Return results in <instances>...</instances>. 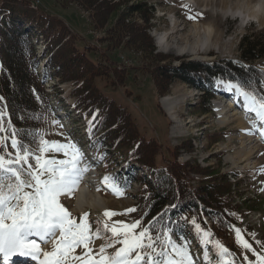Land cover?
Listing matches in <instances>:
<instances>
[{
  "label": "trees",
  "instance_id": "1",
  "mask_svg": "<svg viewBox=\"0 0 264 264\" xmlns=\"http://www.w3.org/2000/svg\"><path fill=\"white\" fill-rule=\"evenodd\" d=\"M56 2L62 8L74 5L86 14L92 31L100 35L99 47H80V36L63 20L35 9L29 0H0V113L6 112L0 118L6 129L2 135L10 136L15 129L20 133L17 139L33 147L41 136L51 141L48 122L55 111L38 72L36 52L41 50L57 86H68L71 110L88 125V149L106 170L120 167L115 179L125 195L136 201L133 205L141 226L150 228L153 235L170 229L174 242L187 245L189 252L191 247L199 249L203 264H253L242 258L232 240L242 217L236 185L226 174L201 168L194 160L178 162L181 151L194 152L190 140L167 148L164 156L163 144L145 135L124 107L100 91L96 81L112 88L124 86L127 69L108 58L123 48L139 57V69L152 80L157 98L165 96L176 81L199 90L206 103L210 88L226 83L241 84L264 96L262 46L245 36L237 60H180L156 52L149 34L154 9L147 2ZM91 53L99 58L92 60ZM134 184L137 189L130 192ZM204 232L210 235L204 237ZM247 239L258 243L249 235ZM217 241L229 254L220 255L213 243Z\"/></svg>",
  "mask_w": 264,
  "mask_h": 264
},
{
  "label": "rangeland",
  "instance_id": "2",
  "mask_svg": "<svg viewBox=\"0 0 264 264\" xmlns=\"http://www.w3.org/2000/svg\"><path fill=\"white\" fill-rule=\"evenodd\" d=\"M137 1H144L153 6L154 17L151 24L154 27L149 34L153 38L156 52L162 55L174 56L180 60H199L208 63L221 59L237 60L240 55V43L245 36L249 38L250 42L258 43L264 50V20L251 17L240 20L224 17L221 14V9H239L237 7H241V0H194L195 6L188 4V0ZM258 1L249 0L251 2L249 8L255 7ZM38 2L39 9L60 18L73 33L80 36L82 40L79 43L80 47L84 45L99 47L97 38L100 35L92 31L86 14L79 8L74 5L62 8L56 0H38ZM198 13L199 15H197ZM189 16L194 17V19H189ZM208 23H211L213 29H216L215 31L220 36V42L216 43V46L210 43L203 48L201 44H198L195 54L186 52L181 54L174 51L163 52L159 47L157 36L163 34H166V40L169 44L176 42L178 47H182L186 43L192 44L195 40L191 36L193 28L205 29ZM212 40H215L214 37ZM36 57L40 65L38 72L41 81L45 82L44 87L51 94V103L55 111L54 116L48 122L51 141L66 143L70 139L84 153L85 162L91 165L73 196L71 198L62 197L61 203L77 221L84 212H88V220L93 230L98 227L97 221H101V225H99L101 229L105 221L109 224L117 221L127 224L135 222L137 220L135 211L123 213L127 209H134L133 204L136 201L125 195L124 192L122 196H117L100 183L105 175L115 177L120 167L115 166L114 169L108 171L104 164L100 163L97 155L91 153L88 149V125L78 118L68 105L69 100L66 99L68 86H57L56 80L52 79L49 69L45 65L41 50H37ZM90 57L92 60L99 58L95 53H91ZM108 58L116 66L120 65L127 69L126 80L123 87L116 88L107 87L104 81L97 80L98 88L106 97L124 107L145 135H153L163 144L164 156H167V148L178 146L185 140H190L194 152L181 151L177 159L178 162L194 160L201 168L209 167L226 174L228 180L236 185V191L241 197L239 202L242 205V217L236 230H239L242 241H246L249 245L252 244L251 250L238 243L236 230L232 235V240L246 262L261 264L258 257L264 256V170H262L264 169V137H261L259 133L261 125L258 121L257 127L253 128L252 122L255 120V115L247 112L242 98L236 95L233 90L228 89L227 86L230 83L218 84V87L210 88L209 103L202 99L199 90L189 88L186 84L177 81L169 87L165 96L157 98L152 80L139 69L140 62L137 55L120 48L108 54ZM177 64L178 61H175L174 65L177 66ZM169 95L176 100L178 120L176 123L171 120L161 105V100ZM216 101H220L225 107V116L228 117L229 121L231 120L230 123L220 124L214 106ZM232 102L236 105L235 110L246 122L243 127H240L237 120H233L234 118L230 116L232 110L227 107V104ZM0 136H3L2 132H0ZM243 147L250 150L246 160H243V156L241 159ZM55 155L58 159L64 158L63 154ZM81 187L88 189V200L92 201L91 203L95 204V202L100 201L99 204L103 208L94 206L93 209H89L87 206L82 212L77 209L74 203L76 194ZM97 188L100 190L97 191ZM136 189L137 186L133 187L132 191L134 192ZM105 210L119 215L107 218L103 215ZM107 235L110 236L111 233H107ZM247 235L251 237L252 241L258 243H251L247 239ZM103 242V240H96L92 245L93 249L98 250ZM41 247L47 251L52 249L50 242L42 244ZM81 251V249H77L76 253L80 254ZM112 251L113 249H108L109 253ZM198 253L199 249L196 247L190 248V255L194 264H203ZM15 257L16 259L11 258L9 264H36L35 261L28 258Z\"/></svg>",
  "mask_w": 264,
  "mask_h": 264
},
{
  "label": "snow or ice",
  "instance_id": "3",
  "mask_svg": "<svg viewBox=\"0 0 264 264\" xmlns=\"http://www.w3.org/2000/svg\"><path fill=\"white\" fill-rule=\"evenodd\" d=\"M227 87L242 98L246 111L255 115L253 128L258 121L259 133L264 137V96L238 83ZM4 131L0 122V132ZM19 135L13 129L10 136H0V264H9L15 256L36 264H194L187 245L174 242L168 228L153 235L138 220L131 224L105 221L102 229L101 221H97L98 227L93 230L88 212L77 221L61 198H71L90 170L84 153L70 139L60 143L41 136L33 147L17 139ZM55 154H63L64 158L58 159ZM100 183L117 196L124 194L114 176L105 175ZM133 211L127 209L123 214ZM103 215L111 218L119 214L105 210ZM196 229L201 231L199 225ZM209 235L203 233L204 237ZM236 235L238 243L251 250L239 230ZM96 240L104 241L98 250L92 247ZM49 242L51 251L43 250L41 245ZM213 243L221 256L229 254L218 241ZM77 249L82 250L80 254ZM108 249L113 251L109 253ZM258 260L264 264V256Z\"/></svg>",
  "mask_w": 264,
  "mask_h": 264
},
{
  "label": "bare ground",
  "instance_id": "4",
  "mask_svg": "<svg viewBox=\"0 0 264 264\" xmlns=\"http://www.w3.org/2000/svg\"><path fill=\"white\" fill-rule=\"evenodd\" d=\"M250 3L251 2H249V0H241V7H237L239 9H235V10H233L232 8H228L226 10L221 9V14L224 17H230L233 19H240V20H244V18L246 17H249V18L251 17L254 19H258V20H264V0H259L258 3L255 4V7H252V8H249L251 7L249 6ZM188 4H191L192 6L196 5L194 0H188ZM31 5L34 8H36L35 5L33 4ZM215 30L216 29H213V26L211 25V23H208L205 29H202V28L198 29L194 27L193 32L191 33V36L195 40L193 41L192 44L188 45V43H186L182 47L181 46L178 47L176 42L169 44L166 40V34L157 36V40H158L159 47H161L163 52L174 51L175 53H181V54L184 52L195 54L198 44H201V46L204 48L210 43L216 46V43L218 44L220 42V36ZM212 37H214L215 39L214 41L212 40ZM161 105L166 111V113L170 116L171 120L176 123L178 121L177 116H176V100L171 95H169L167 97H164L161 100ZM214 106L218 113V119H219L220 124L224 125V124L230 123L231 120L229 121L228 117L225 116V113H226L225 107L222 106V103L220 101H216ZM235 106L236 105L233 102L227 104V107L232 110L230 116L234 118L233 120H237L238 125L240 127H243L246 124V122H244L243 118L240 116L238 111L235 110ZM245 148L243 147L242 154H241V159L243 156L244 158L243 160H246V158L250 154V150L248 148L246 150ZM228 160H232V159H228ZM91 202L88 200V189H84L83 187H81L76 194V199L74 203L75 207L77 209H80L81 212L84 211V208L87 206H89V209H93L94 206H98L101 209L103 208V206L99 204L100 201L95 202V204Z\"/></svg>",
  "mask_w": 264,
  "mask_h": 264
},
{
  "label": "built area",
  "instance_id": "5",
  "mask_svg": "<svg viewBox=\"0 0 264 264\" xmlns=\"http://www.w3.org/2000/svg\"><path fill=\"white\" fill-rule=\"evenodd\" d=\"M30 4L35 5L36 7H38V0H29Z\"/></svg>",
  "mask_w": 264,
  "mask_h": 264
}]
</instances>
